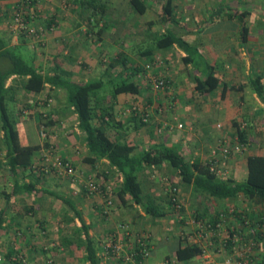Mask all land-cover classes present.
<instances>
[{"label":"rangeland","instance_id":"374dc122","mask_svg":"<svg viewBox=\"0 0 264 264\" xmlns=\"http://www.w3.org/2000/svg\"><path fill=\"white\" fill-rule=\"evenodd\" d=\"M154 1L160 6L166 0H153V6H149L143 14H138L131 11L128 0H103L107 5L106 21L108 23V29L100 36L101 39L99 41V39H97L98 35L96 31L100 25L96 23H91L89 25L87 22L90 14L89 8L76 3L75 0H0V34L10 48L18 52L39 71L43 72L55 68L56 63L62 64L65 61L67 54L64 52L67 50V53H69V43L72 40L71 38L77 37L73 39V41L78 45L84 46V50L86 51L82 53L83 57H80L78 59L79 61L76 63L70 61L68 65L65 66L66 69L61 68L60 65V70L62 69L65 71L67 75L80 76L81 79H96L105 73V67L109 65L111 61H115L114 59L119 60L124 54L138 60L141 51H143L152 41V34L162 31L164 26L167 27L170 25L169 23L162 24L159 22V7L154 6ZM228 1L229 0H227V2ZM192 2L195 4V7L191 9ZM216 2L217 0H172V3L176 6V17L185 24L187 22L190 24L193 21L200 22L203 18L209 17L208 5ZM226 8L227 12L232 13L233 10L229 5H227ZM63 30L71 39L66 47L64 46L63 39H66L67 37L65 38V35L62 33ZM118 56L120 57L118 58ZM89 58H92V61L89 60ZM144 59L145 58H143L145 64H151L150 67L152 68L148 70L144 79L142 78L140 81L144 88L141 96H139V98L137 97V100L132 99V102H130L132 103L131 106L129 104L127 108L123 106L117 107L118 110L116 109L117 111L115 112L116 116L121 121L125 118L128 119L124 123L125 126L123 125L121 127V133L124 136L128 135L130 138L132 137L135 139V142H137L136 145L141 148L150 146L151 137H149L146 142L143 140V136L138 134V131L134 129L136 122L129 118L130 113L134 108V110L138 112L148 113L149 120L141 125L144 127L153 126L149 128L150 131H156L157 135L156 137L153 136V139H158L159 141L169 140L170 135H173L174 130H176V127H173L171 130L162 127L163 122L165 121L176 122L172 116L174 115L173 109L176 106L173 99V88L171 86V79H169L167 73V65L165 64L164 57L163 55H155L153 60ZM140 61H142V58L139 62ZM153 61L155 62L153 63ZM74 64H76V66H74ZM176 65L178 64L176 63ZM120 68V63L116 62L113 69L110 71L116 72ZM184 69L185 68L183 67L181 70L184 71ZM158 76H162L167 80V89L156 91L152 88L149 78L151 80V78ZM187 84L188 81L185 86ZM189 85L190 87L192 86L190 81ZM103 89V91H108V85L105 84ZM60 97H62L61 94ZM147 98H150L151 101H147ZM9 102L8 104L12 105V102ZM53 104L54 102H50V98L42 97L37 99L33 106L22 109L24 106L20 105L19 108L22 106L20 112L27 109L28 113L26 116H28V119L36 118V121L38 122L36 124V133L38 134L37 137H39V141L42 142L39 131L41 130V127L44 126L47 131V136H49V141L54 143L55 148L60 154V142H62L64 137H68V134L70 133L69 129L70 127H73L75 119L73 116L71 117V113L65 109V106L60 101H58L57 109H54V107L52 108ZM133 106L134 108H132ZM19 108L16 109L17 112H19ZM10 111L13 116L14 109L11 108ZM58 113L66 118L67 122L65 123V127L67 129L64 128V120L61 118L62 116H60V114L58 115ZM51 119L53 122H50ZM236 121L246 132L245 143L239 141L235 135L236 132H226L221 125H217V127L223 131L215 143H212L211 146L208 145L204 150L203 147L201 149L199 147L200 150L196 149L198 150L199 155L202 153L201 157H203V160H209V148L215 146L220 138L224 137L230 142H237L240 144V150L229 155L220 165L224 170L225 176L232 178L234 177L233 168H235L233 166H236L239 170L240 168L245 170V159L247 155L264 154V118L258 120L255 119L253 121L247 119H239ZM15 122H18V120H15ZM46 122H50L48 126H46ZM144 127H142V129L145 131L144 134L147 135V131ZM235 129L236 128L233 125L232 131H236ZM133 131L134 134L131 133ZM0 147H2L1 143ZM80 147L81 144L74 146L75 151H79V155L82 153ZM184 155L185 158H188L192 153L187 152L185 149ZM74 167L77 170L75 165ZM102 171L107 173L106 177H103L104 173H102ZM80 174L76 173L75 178L70 179L68 177L65 178L63 176H58L53 171L47 175H42L41 177L46 176V178H50V180H55L57 183H61L64 187L65 185H68V187H73L74 185L77 189L76 192H79V188L84 191V188L86 189L87 187L89 190L95 191L96 189L93 188L94 184L105 187L104 190L108 193L105 197H102L101 189L100 191L96 190V192L88 195L90 199L97 196L98 200L94 201H111V204H107V207H105V210H109L110 214L108 213L106 216L99 215L103 220H107L104 222L105 225L107 224L110 226L109 229H113L111 232H109V230L107 235L102 237L100 242L97 243L101 257L100 264H120L119 257H111L104 252V247H102L112 238H125L122 230L117 228L119 223L125 225L130 229V232L133 233V235H131L130 243L134 240V237L137 234L139 235L144 232L148 233L151 244L150 249H152L147 258H144L141 263L127 262L124 260L125 262L123 261L122 264H148L150 261L151 264H156L157 262L175 264V247L178 245V241L181 238L188 243H192L191 241H193V239L198 241V243L200 240L201 243L206 246L211 262L222 263L226 258L232 257L233 254L237 256L232 252L231 248V252H229L228 249H223L221 247V242L225 239L223 236L226 235L225 229L221 231L218 236H212L211 232L207 231L205 232V238L203 239L197 236V222L202 219L211 221L217 216L219 213L218 211H222L226 208L227 210L233 209L232 212H239L242 211V209H245L246 212L251 213L254 210L252 209L253 206L259 204L256 200H249L242 196L221 201L206 198L201 194L194 192L192 187L182 185L176 172H174L167 164H163L161 167H151L146 169L141 175V181L144 192L150 195V201L154 206L163 210L165 214L163 216L152 218L151 216L146 215L141 207L130 202V200L126 198L128 201L126 202L128 209L125 208L122 212L124 214L119 216V214H113L116 205H118L117 190L120 182L118 173L109 169L105 163L99 161L97 165H94L89 170L85 168V171ZM54 187H57V185ZM68 187H66L65 190L72 195V192L67 189ZM173 188L177 189L176 195L181 204L180 209L175 208V206L173 207V205H168L170 192ZM128 203H130L131 206L127 205ZM83 207L85 208V206ZM226 213L228 214L226 217L227 224H233V222L239 221V217L235 214L237 212ZM133 217H135V219ZM71 221L72 220H70L69 223H67V221L64 223L63 236L62 231L59 232L60 237L62 236L61 238L57 236L58 233L55 231L54 238L48 239L47 241L42 237L46 235L44 234L46 231L41 228L40 223L35 221L33 224H30L33 226L30 229V232L34 233L35 236H37L36 234H38V236L41 235L40 238L42 239V243L40 249L30 251V253H27V250H21V253L16 252L13 254L1 251L0 253H3V261L5 260L4 264H11L9 262L11 256L16 257L18 260L24 259V264H83L80 256L83 254L82 249L84 247H82L79 252L74 251V254L62 250L69 243H75V238H70V241L62 239L64 236L68 237L67 234L71 236V234L74 233V226L71 225ZM53 226L57 228L58 223L54 222ZM22 233L23 232H19V229H15V235L13 236L16 238V235L21 236ZM38 240H40L39 237ZM123 248H125V250L128 249L127 247ZM258 263L259 262L256 263L254 260L252 262V264ZM186 264H203L202 258H195Z\"/></svg>","mask_w":264,"mask_h":264},{"label":"crops","instance_id":"0c3cea01","mask_svg":"<svg viewBox=\"0 0 264 264\" xmlns=\"http://www.w3.org/2000/svg\"><path fill=\"white\" fill-rule=\"evenodd\" d=\"M226 4L232 8V13L227 12ZM194 7L195 4L192 2L191 9ZM208 16L200 22L193 21L190 24L188 22L186 24L182 23L180 20L181 27L174 28L177 35L183 37L187 43L197 48L200 55L197 58V61H200L199 65H197L194 56L193 59L195 61L193 62L190 60H188L189 62L183 61V57L188 58L189 56L186 51L177 46L156 50L152 54V56L163 55L167 65V73L173 88V99L175 101L173 103L176 105L172 116L174 121L177 120L184 125V128L183 126L181 127L183 129L175 128L176 130H174L173 135H170L169 140L181 144L184 157L185 149L187 152L192 153L186 159H192L194 158L193 156L203 158L201 157L202 153L199 155L198 150L202 147L204 150L208 145L211 146L222 134L223 130H220L217 125H221L226 132L234 133L235 131H232L234 121L239 119L253 121L264 118V100L262 101L257 96L249 81L250 78L261 74L263 75L262 81L264 83V0H229L228 2L227 0H217L216 3L208 5ZM240 17L243 18V21ZM62 33L65 38L67 37L63 39L65 47L72 39L69 43V53H67V50L64 52L67 54L65 61L62 64L56 63L61 65V68H65L70 61L73 63L78 62V59L83 57L82 53L86 50H84L83 45H78L73 41L77 37L70 39L64 30ZM138 58V61L141 58L143 61V58L146 60L148 56L139 54ZM89 60L92 61V58H89ZM183 67L185 68L184 71L181 70ZM40 72L52 74L53 69L51 68L47 72ZM210 72L220 79L219 86L209 92L199 93L195 88L197 77L204 80L206 74ZM71 78L73 80L89 79H81L80 76L76 75L71 76ZM187 81L188 84L185 86ZM189 81L191 82V87ZM6 86H11L12 88L11 95L13 99L10 101L12 105L8 104V108L14 109L13 117L18 120L15 124L21 142L25 144H41L36 133V124L38 123L36 118L28 119V116H26L28 113L27 109L20 112L21 107L24 106L22 108L24 109L25 107L33 106L37 99L48 97L50 102H54L52 108L57 109L58 101H60L65 106V109L71 113V117L73 116L75 119L73 127L69 129L68 137H64L62 142H60V154L74 163L77 167L76 173L80 174L85 171V168L87 170L92 168L83 159L86 155L85 143L78 128L76 116L72 112V107L68 106L66 102L65 90L51 88L46 85L45 89L40 92L27 93L21 90L19 79L14 75L7 79ZM60 94L62 97H60ZM132 99L135 100V96L119 94L114 108L115 112L118 110L117 107L123 106L127 108L129 104L131 106L132 103L130 102H132ZM147 101L150 102L151 99L147 98ZM20 105L22 106L19 108ZM17 108H19V112L16 111ZM60 116L64 120V128L67 129L65 127L66 118L61 114ZM127 120V118L123 119L121 126H125L124 123ZM137 125H134V129L147 142L151 135L149 128L153 126L144 127L143 125ZM142 127L146 129L147 135L144 134L145 131ZM131 133L134 134V131ZM156 135V131H153V136L156 137ZM2 137L3 132L0 129V143L2 144V147H0V219H3V228L0 231V252L13 254L16 252L21 253V250H27V253H30V251L40 249L42 243L41 235L38 236L36 234L37 236H35L34 233L30 232L33 227L30 224L35 221H38L41 228L46 231L44 233L46 235L42 236L46 241L54 238L55 231H57V236L59 237V232L62 231L63 236L64 223L66 221L69 223L70 220H72L71 225L74 226V233L71 236L67 234L68 237L64 236L62 238L64 240L65 238L69 239V241L71 240L70 238H84V234L81 233L80 229V219L89 225V233L97 243L100 242L102 237L107 235L109 230V232L113 230L109 229L110 226L107 224L105 225L104 222L107 220H103L98 215V201H94L98 200L97 196L90 199L80 188L78 189L79 192H76L77 189L74 185L73 187H68V185L64 187L61 183L50 180L46 176L41 177L32 169L21 173L18 171L19 174L12 175L7 165ZM125 137L137 144L132 137L130 138L128 135ZM79 144H81V155L74 148V146ZM101 162L106 163L104 161ZM233 167H235L233 168V178L244 180L247 175L246 159L245 170L240 167V170L236 166ZM55 185L57 187H54ZM66 187L72 192V195L65 190ZM117 199L118 205H116L113 214L116 213L122 216L124 214L122 213L123 210L125 208L128 209L126 206L128 201L123 202L119 198ZM68 200L73 202V208L67 203ZM127 205L131 206L130 203ZM261 205L263 203H260V208ZM104 212L110 214L109 210ZM141 213L145 215L143 212ZM133 218L135 219V217ZM54 222L58 223L57 228L53 226ZM15 229L23 232L22 237L16 235L15 238L13 236L15 235ZM38 237L40 240H38ZM81 248L76 246V243H69L62 250L73 253L74 251L79 252ZM82 252H84L83 249ZM9 260L11 264H20L19 260L14 259L13 256ZM4 262L5 260L1 264H4ZM150 262L147 263L151 264Z\"/></svg>","mask_w":264,"mask_h":264},{"label":"trees","instance_id":"16d2710c","mask_svg":"<svg viewBox=\"0 0 264 264\" xmlns=\"http://www.w3.org/2000/svg\"><path fill=\"white\" fill-rule=\"evenodd\" d=\"M75 1L89 8L90 14L87 21L89 25L91 23L100 25L96 31L98 35L97 39L100 41V36L108 29L106 21L107 5L103 0ZM128 2L131 11L138 14H143L149 6H153V0H128ZM154 6H158L155 1ZM158 7L159 22L162 24L169 23L170 25L164 26L162 31L153 33L152 41L140 54L148 56L149 60H153L154 56L152 54L154 51L177 46L186 51L189 56L188 58L183 57V61L189 62L188 60H190L193 62L195 61L193 59L194 56L197 65H199L200 61H197V58L200 55L197 48L187 43L183 37L175 33L174 28L181 27V25L180 19L176 17V6H174L172 0H166ZM241 20L243 21V18ZM114 60L105 67V73L96 79L73 80L71 75H67L62 69L60 70L59 64H56L55 68H53L52 74H43L18 52L10 48L0 34V129L3 132L2 140L5 157L11 174L16 175L31 169L32 164L38 159L42 144L48 146L50 143L48 140L42 141L41 144H25L21 142L15 119L8 108V102L13 97L11 95L12 88L11 86H6V81L10 76L14 75L19 79L21 90L27 93L40 92L45 89L46 85H49L51 88L65 90L66 102L68 106L72 107V112L76 116L77 125L85 143L86 155L83 158L84 161L92 167L99 161H104L109 169L118 173L120 182L117 196L121 201L126 202V198H128L130 202L141 207L143 212L152 218L163 216L165 212L159 207L154 206L150 201V195L144 192L141 175L146 169L161 167L163 164H167L176 172L182 185L192 187L194 192L206 198L221 201L242 196L249 200L258 201L259 204H255L254 206L258 207L256 208L258 213L252 211L250 214L253 217H260L259 221H264V155H247V175L244 180H236L232 177H218L215 171L210 169L211 161L209 160H203L196 156H193L194 158L192 159H186L182 154L180 143L170 140H155L153 139V131L150 132V146L139 147L121 133L122 121L116 116L114 108L119 94L132 95L136 97V100L138 99L137 97L141 95L143 90V85H141L140 81L142 78L144 79L148 70L152 67H150L151 64H145L144 61L139 62L125 54L119 60ZM116 62L120 63L121 68L116 72H111L110 70L113 69ZM262 78L263 75L258 74L250 78L249 81L257 96L264 100V83ZM149 82L152 84L150 78ZM219 83L220 79L210 72L206 74L204 80L197 77L195 88L199 93L209 92L219 86ZM105 84L108 85V91H103ZM134 109L131 111L130 117H128L130 120H134L136 125L137 123H139L138 125L144 124L145 122L142 120L144 112H138ZM50 122H53L52 119ZM49 123L46 122V126ZM233 124L236 128L235 135L240 142L245 143V130L241 128L237 121H234ZM36 154L38 155L34 158ZM102 173H104L103 177L107 176V173L104 171ZM38 175L42 176L43 174L38 173ZM94 185H96V190H102V197L108 194L104 190L105 187L97 184ZM17 187L19 186L17 185ZM96 190L91 191L89 188H84L83 192L89 195L96 192ZM176 190L175 188V192ZM67 203L73 208L72 201L68 200ZM168 203V205H172L170 199H168ZM260 203H263L261 208L259 207ZM107 204L108 200L98 202V215L106 216L108 214L104 212ZM222 211L226 212L227 208ZM242 211L247 213L245 209H242ZM218 212H221V210ZM2 223L3 219H0V231L3 228ZM80 223L81 233L84 234V238H75L76 246L84 247V252L80 259L83 261V264H100L101 257L98 245L89 233V225L82 219H80ZM121 225L119 223L117 228L122 230L125 235ZM129 237V235L125 236L124 240L129 241ZM68 240L65 238V241ZM146 246L150 254L152 251L150 249L151 244L148 243ZM135 249L137 253L134 254V262L141 263L144 257L141 255L142 252L138 244L134 245ZM201 254L202 248L199 244L188 243L181 238L175 247V264L189 263L191 260L200 257ZM119 262L122 264L123 259L119 258Z\"/></svg>","mask_w":264,"mask_h":264},{"label":"built area","instance_id":"2783aa9c","mask_svg":"<svg viewBox=\"0 0 264 264\" xmlns=\"http://www.w3.org/2000/svg\"><path fill=\"white\" fill-rule=\"evenodd\" d=\"M149 66V65H148ZM152 87L154 90H165L168 88L167 81L164 77L158 76L155 78H151ZM149 115L147 112L143 113L142 120L147 122L149 119ZM163 122L162 127L166 129H173V127L181 128L182 123L178 122ZM219 126V125H218ZM39 134L43 140L49 141V136H47V131L44 126L41 127ZM241 145L237 142H230L228 139L222 137L219 139V142L210 148V157L209 161H211L210 169L215 171L216 175L221 178H226L224 170L220 167L223 160L231 155L232 153H236L240 150ZM69 159H65L63 156L59 154L57 149L55 148L54 143H49L48 146L42 144V149L39 153L38 159L32 164L31 169L35 173H40L43 175H47L51 171H54L58 176L68 177L70 179H74L76 176V169L73 166ZM98 185V184H97ZM88 188V187H87ZM96 189V185L93 186ZM91 189V187H90ZM170 200L174 202V206L177 209H180L181 204L179 203V199L176 195L175 188L170 192ZM108 204H111V201H108ZM254 207L253 211L258 213ZM233 209L227 210L226 212L235 213L239 217L238 222H233V224H227L226 212H219L217 216L209 221V220H201L198 221L197 226V236L201 238H205V232L210 231L212 236H218L221 231L225 229L226 235H222L225 239L221 242V247L223 249L230 248L232 252H234L237 256L233 254L232 257L226 258L222 263H213L211 262L210 255L207 252L206 246H204L201 241L194 240L192 243H197L202 248V254L200 257L202 258L203 264H252L253 260L258 264H264V221H259L260 217L251 216L250 212L244 213L243 211H233ZM251 210V209H250ZM227 224V225H226ZM244 226V227H243ZM121 228L125 232L124 236H130L129 241L122 239L112 238L107 241L102 247H104V252L109 254L111 257H119L122 258L123 261L134 262V254H136V249L134 250V245L138 244L140 251L142 252V257L146 258L149 255V250L146 245L150 243L149 234L144 232L141 234H137L134 237V240L130 243L131 235L133 233L130 232L125 225H121ZM210 244V243H209ZM127 247L128 249L125 250ZM229 247V248H228ZM122 254V255H121ZM254 254V255H253ZM237 259H236V258ZM16 259V257H13ZM3 262V256L0 253V264ZM20 263H24V259H19ZM125 262V261H124ZM135 263V262H134ZM156 264H165L164 262H157Z\"/></svg>","mask_w":264,"mask_h":264}]
</instances>
